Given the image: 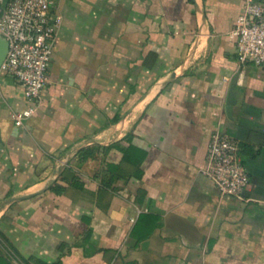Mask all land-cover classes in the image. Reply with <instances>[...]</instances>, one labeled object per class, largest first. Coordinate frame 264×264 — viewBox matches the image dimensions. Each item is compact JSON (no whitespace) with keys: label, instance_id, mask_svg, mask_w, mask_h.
<instances>
[{"label":"crops","instance_id":"1","mask_svg":"<svg viewBox=\"0 0 264 264\" xmlns=\"http://www.w3.org/2000/svg\"><path fill=\"white\" fill-rule=\"evenodd\" d=\"M54 1L49 82L20 126L0 70V264H264V65L229 35L243 0ZM215 128L239 142L240 196L202 172Z\"/></svg>","mask_w":264,"mask_h":264},{"label":"built area","instance_id":"2","mask_svg":"<svg viewBox=\"0 0 264 264\" xmlns=\"http://www.w3.org/2000/svg\"><path fill=\"white\" fill-rule=\"evenodd\" d=\"M60 24L61 14L54 0H7L2 7L0 38L6 52L0 70L23 88L27 101L26 107L11 113L17 126L41 103ZM229 35L235 40L239 65H264V0H243ZM202 172L220 195L240 196L249 175L238 140L222 129H213Z\"/></svg>","mask_w":264,"mask_h":264},{"label":"trees","instance_id":"3","mask_svg":"<svg viewBox=\"0 0 264 264\" xmlns=\"http://www.w3.org/2000/svg\"><path fill=\"white\" fill-rule=\"evenodd\" d=\"M88 150H89L88 147H84L80 150V153H82L85 156V154L87 155L89 153ZM63 180L64 181H61L62 183L56 182L53 185H51L50 189L53 190L55 193H61L65 188L66 184L73 183L75 185H79L78 181H76L74 177L71 180L68 179H63Z\"/></svg>","mask_w":264,"mask_h":264},{"label":"water","instance_id":"4","mask_svg":"<svg viewBox=\"0 0 264 264\" xmlns=\"http://www.w3.org/2000/svg\"><path fill=\"white\" fill-rule=\"evenodd\" d=\"M2 40V39H1ZM2 42H3V45H4V56H3V60H4V57H5V52H6V44H5V42L2 40Z\"/></svg>","mask_w":264,"mask_h":264}]
</instances>
